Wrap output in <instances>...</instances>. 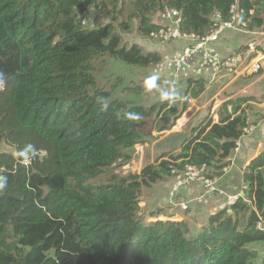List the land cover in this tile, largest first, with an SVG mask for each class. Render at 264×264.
Returning <instances> with one entry per match:
<instances>
[{"label": "trees", "instance_id": "1", "mask_svg": "<svg viewBox=\"0 0 264 264\" xmlns=\"http://www.w3.org/2000/svg\"><path fill=\"white\" fill-rule=\"evenodd\" d=\"M233 6L243 30L264 33V0H0V264H264V151L243 173L244 196L198 230L185 219L147 222L140 205L146 188L188 166L223 177L251 126L248 110L263 101H224L179 151L125 173L136 146L171 131L188 106L177 94L144 107L113 98L120 84L99 83L108 58L143 69L162 63L124 39L134 21L140 38L153 39L165 26L159 14L175 9L182 32L204 35L213 14L228 20ZM178 81L194 99L208 82Z\"/></svg>", "mask_w": 264, "mask_h": 264}, {"label": "rangeland", "instance_id": "2", "mask_svg": "<svg viewBox=\"0 0 264 264\" xmlns=\"http://www.w3.org/2000/svg\"><path fill=\"white\" fill-rule=\"evenodd\" d=\"M110 9H112V6H110ZM126 11L127 13L129 12L128 10ZM93 12L96 13V16L99 18L100 22H104L108 19L102 13L100 14L97 9ZM156 19L157 16H155V21ZM158 19L160 20V23L164 25L170 24V22L162 20L161 14H159ZM231 33L234 34L235 36H240L238 37V40L235 38L236 40H234V43L232 44L233 48L237 49L240 48L241 46H247V43H249L252 39H255V43L256 44L259 43L258 51L260 50L264 55V35L261 34L259 36H252L251 34L248 33V31L243 30L240 26L238 28V31L235 32L232 31ZM227 36L232 37L230 35ZM123 37L130 44L138 43L142 45L146 51H157L159 54L163 56V61L160 65H158L155 68L143 69V68L127 65L119 60L108 58L107 68L99 75L100 85L110 87L115 84H120L118 88L114 91L113 98H119L120 100L142 105L144 107H149L154 103L164 101L168 99L170 96L177 94L181 95L180 101H182L183 104L187 103L188 106L186 111L181 116V118H185V120L188 119V122L187 124L185 123L186 125L181 129L180 133L175 134L174 130L176 129L174 130L172 129L171 131H166L164 133L154 132L153 133L154 137L150 139L146 144L144 145L138 144L136 146L137 157L131 162V164H128L124 167L125 170L124 172L128 173L132 171L134 173H140L143 166L146 164V161L154 162L156 158L163 152L170 151L173 153L179 151L180 149L179 147L182 141L185 140V137L191 134L192 128L197 126L198 123L202 119H204V117L211 114L212 116H214V119H216V116L214 115L216 114L215 113L216 111L214 110L215 103L210 102L211 95L214 92L213 91L214 85L216 83L223 85L225 82L227 83V79H230L231 77L233 78V76L232 75L224 76L223 75L224 70H223L218 75L219 76L218 81L215 84L207 87L204 93L199 98L194 99L190 95H185L187 88L186 84H184V82L181 83V81L180 82L178 81L181 80V77L179 74L176 75V73L173 70L174 67L172 65L173 60L177 57V54L182 50L184 43L181 44V42H178V40H171L169 42H164L158 39L154 40L149 38L146 39L140 38L136 32L135 21L132 23L131 31L129 33H125ZM225 39L226 36L223 38V40ZM236 52L237 51H234L229 55H226L223 52L221 54L223 58H227ZM262 69L264 70L263 66ZM208 71L210 72V74L207 73L202 74L205 78H209L212 75L211 70ZM195 74L196 73L194 71H190V73L187 74V76H195ZM258 74L259 73L256 72L253 73L252 75L244 76L245 78L243 79V81L248 80V82H245L244 84L249 85ZM241 76L243 75H240V77ZM250 90L254 91V87H252ZM250 90L247 91L244 95H251V96L255 95L254 92L252 93ZM223 95L224 94H222L220 98ZM256 97L258 100H262L263 103L261 104L252 103V110L250 111L248 110L247 114L249 116L251 126L246 131L248 132L246 136L243 139H241V141L238 142V148L231 156V161L233 159L235 161L239 159L240 153H242V149L245 146V144H243L244 139L246 143L251 142L250 143L251 145L246 144V146L248 147L247 149L253 150L258 134L262 135V137L264 136V96L258 97L257 95ZM178 121L177 124L179 123ZM1 150L11 151L13 149L8 145L3 144L1 146ZM243 150H245V148ZM256 152H254V154ZM239 167L236 169V172L237 171L239 172L240 170V172L244 173L246 168L245 169L243 167L241 168L240 165ZM227 170H229V166L224 169V172H226ZM180 177L182 176L178 175L176 178H174V180L173 178H171L170 181L168 182H158L154 184L152 187L146 188L144 190V193L142 194V200L140 203L141 215L143 216V218L146 219L147 222H155L157 220L182 221V219L181 220L179 219L183 218L184 220L185 218V220L189 221L193 230H198L206 222L208 216L207 213L208 210L207 211L205 210L204 215H201V217L198 220L193 217L192 209L190 208L189 211H187L188 213L185 212L184 215L178 216L179 210L181 208L178 204V202L181 201L179 200L180 193L178 194L175 193L176 194L175 195L173 193L174 191L172 190L177 185L176 183ZM244 186L245 184L244 185L241 184V187L244 188ZM245 188L243 189V191L245 190ZM204 193L206 194L205 190ZM242 195L244 196V193ZM242 195L239 194L238 196H242ZM206 196L209 199L210 197L212 198L214 195L207 194ZM176 204H178V206H176ZM193 205H194L193 203L189 202V206H193ZM210 205H208L207 207H209ZM219 205L220 204H218V206ZM158 210L164 211L165 214L160 216L159 218H151L150 217L151 214ZM168 216H172V217L169 218ZM256 246L259 249L261 248L259 245Z\"/></svg>", "mask_w": 264, "mask_h": 264}, {"label": "built area", "instance_id": "3", "mask_svg": "<svg viewBox=\"0 0 264 264\" xmlns=\"http://www.w3.org/2000/svg\"><path fill=\"white\" fill-rule=\"evenodd\" d=\"M231 13L232 15L228 20L222 19L218 14H213L214 28L207 31L204 35H199L196 33L182 32L180 27L182 18L179 11L175 9H164L161 12V18L170 22V24L162 26L157 32H153L151 35L153 39L164 42L178 40L181 44L184 43L182 50L172 62L174 72L176 75L179 74L180 77L183 78L188 77L187 74H189L190 71H194L197 76H203L202 74H210L208 70H211L212 75L207 78V88L218 81V75L223 70L224 76L232 75L236 77L238 75L256 73L262 68L264 55L260 56V53L256 51L257 44L254 41L248 43V48L244 53H237L223 58L219 52L217 44L220 42L222 35L230 30H238L239 28V17L234 6ZM94 22L95 21L92 19L91 24L94 25ZM255 53L257 54L253 57L252 55ZM31 162L32 158L28 155L25 156L24 163L28 165ZM203 170V168L198 169L193 166H188L183 175L184 177L182 176L178 179L177 185L172 190L174 191L173 193H177L181 186L191 181L202 182L208 194L212 195L217 192L216 183L214 180L206 178L203 175ZM238 197L239 196L232 197L230 199L231 204L234 203ZM202 201H206V199ZM176 206H178V204ZM180 207L186 210L187 204H180Z\"/></svg>", "mask_w": 264, "mask_h": 264}, {"label": "crops", "instance_id": "4", "mask_svg": "<svg viewBox=\"0 0 264 264\" xmlns=\"http://www.w3.org/2000/svg\"><path fill=\"white\" fill-rule=\"evenodd\" d=\"M232 31H238V30H230L228 31V33L226 32L224 35H222L220 42L217 44L218 45V50L220 53H225L226 55H229L231 53H233L234 51H237L234 54H237L239 52L240 48H233L232 44L234 43V40H238V37L240 36H235L234 34H232ZM249 34H251L252 36H259V35H264L263 32H251L248 31ZM255 33V34H253ZM227 35H230L232 37H228ZM226 36V39L223 40V38ZM236 38V39H235ZM249 38V37H248ZM255 41V39H252ZM248 45V43H247ZM258 45L259 43H257V50L258 51ZM238 47V46H235ZM248 48V47H247ZM260 53V56L263 55V53L259 50L258 51ZM257 53L253 54L252 56L255 57ZM222 55V54H221ZM233 55V54H232ZM262 66L264 68V61L262 62ZM261 72H258L259 74L252 80V82L248 85V84H244L247 81H243V79L245 78L244 76H248V75H243L240 77V75H238V77H231L230 79H227V83L225 82L217 91H214L213 94L211 95L210 98V102H214L215 103V111H218V108L220 107V105L227 100H230L232 98H235L237 96H241L243 94H245L247 91H249L252 87H254V91H251L252 93L254 92V94L258 97L260 96H264V70L261 68ZM252 75V74H250ZM230 93L232 94L229 97H225L224 99L223 96L220 98V96L223 93ZM253 95V96H255ZM255 96V97H256ZM217 117V115H216ZM179 123L173 128L176 129L174 130V133H180L181 129L187 124L188 119L185 120V118H180ZM186 123V124H185ZM262 138V139H261ZM245 140V139H244ZM243 140V144H245L244 148L245 150L242 149V153H240V157L238 160H232L231 161V165L229 166V170H227L224 174L223 177L215 179L214 182L216 183V187L218 186V191L215 192L212 198L210 197L209 199L207 198V191L206 188L204 186V184L202 182L199 181H191V182H187L185 183L183 186L180 187V189L178 190L177 194L180 193V197H179V201L178 204L180 206V204H187V209L183 210L182 208H180L179 210V215H184L185 212L189 211L188 209H192V215L195 219H199L201 217V215H204L205 210H208V216L207 218L212 215L215 214L218 210L226 207L227 205H230V199L232 197H236L239 194L242 195L244 193L243 187H241V184L244 185V181H243V173L237 171L236 169L239 167V165L241 166V168L243 167L244 169L251 164V162L256 159L259 155H261V153L264 151V136L262 137V135L258 134L257 139L255 141V145L253 147V150H248L246 144L251 145V142H245ZM252 141V140H250ZM242 147V146H241ZM241 150V148H240ZM263 150V151H262ZM257 151V152H256ZM262 151V152H261ZM254 152H256L254 154ZM240 169V167H239ZM213 180V179H211ZM204 190L206 192V194L204 193ZM203 198V199H201ZM206 199V201H202ZM210 201V203H209ZM189 202L193 203V206H189ZM211 204V205H210ZM218 204H220L218 206ZM177 205V204H176ZM208 205H210L209 207H207ZM218 206V207H217ZM188 213V212H187ZM172 214V213H170ZM174 218V217H173ZM183 220V218H180L179 220ZM185 219V218H184ZM176 220V219H175ZM202 227V226H201Z\"/></svg>", "mask_w": 264, "mask_h": 264}]
</instances>
